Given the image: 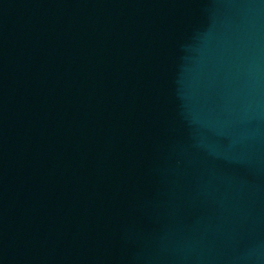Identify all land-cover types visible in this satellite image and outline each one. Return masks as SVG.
<instances>
[{"label":"water","instance_id":"95a60500","mask_svg":"<svg viewBox=\"0 0 264 264\" xmlns=\"http://www.w3.org/2000/svg\"><path fill=\"white\" fill-rule=\"evenodd\" d=\"M0 264H264V0H0Z\"/></svg>","mask_w":264,"mask_h":264}]
</instances>
